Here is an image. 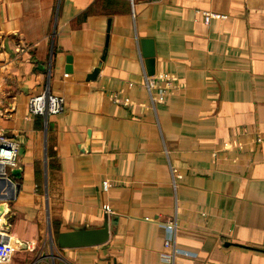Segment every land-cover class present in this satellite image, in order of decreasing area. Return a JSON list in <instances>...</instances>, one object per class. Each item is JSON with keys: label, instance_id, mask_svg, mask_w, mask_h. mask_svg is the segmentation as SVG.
I'll return each instance as SVG.
<instances>
[{"label": "crops", "instance_id": "crops-1", "mask_svg": "<svg viewBox=\"0 0 264 264\" xmlns=\"http://www.w3.org/2000/svg\"><path fill=\"white\" fill-rule=\"evenodd\" d=\"M0 134L4 264H264V0H0Z\"/></svg>", "mask_w": 264, "mask_h": 264}, {"label": "built area", "instance_id": "built-area-1", "mask_svg": "<svg viewBox=\"0 0 264 264\" xmlns=\"http://www.w3.org/2000/svg\"><path fill=\"white\" fill-rule=\"evenodd\" d=\"M204 15L205 23H209L213 18L220 17L221 15L211 12H202ZM64 98L54 96L51 94L43 93L34 95L29 98V110L33 114L48 115L56 114L63 110ZM19 143L15 139H11L5 134H0V176H5V170L8 166H14L17 163L19 155ZM107 186V182L105 183ZM169 227L173 230L176 229L175 221L168 222ZM175 233V232H174ZM167 247L173 246L174 242L171 239L165 241ZM13 243H5L0 240V264L7 263L11 260L14 247Z\"/></svg>", "mask_w": 264, "mask_h": 264}, {"label": "water", "instance_id": "water-1", "mask_svg": "<svg viewBox=\"0 0 264 264\" xmlns=\"http://www.w3.org/2000/svg\"><path fill=\"white\" fill-rule=\"evenodd\" d=\"M145 49L146 65L150 74L155 73V48L152 39H149ZM69 61L71 58H68ZM71 69V68H68ZM98 68L94 71L96 76ZM110 237V228L107 222L102 227H81L61 232L57 237V244L61 248H79L105 244Z\"/></svg>", "mask_w": 264, "mask_h": 264}]
</instances>
